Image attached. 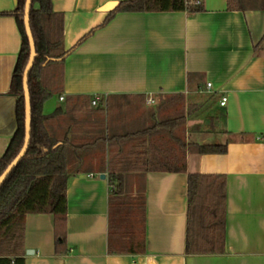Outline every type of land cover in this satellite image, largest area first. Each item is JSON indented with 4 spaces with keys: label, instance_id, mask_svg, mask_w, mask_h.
<instances>
[{
    "label": "crops",
    "instance_id": "crops-1",
    "mask_svg": "<svg viewBox=\"0 0 264 264\" xmlns=\"http://www.w3.org/2000/svg\"><path fill=\"white\" fill-rule=\"evenodd\" d=\"M121 1L51 0L63 17L62 49H73L61 64L58 93L41 112L49 135L66 148L70 251L55 253L52 215L29 214L24 264H264V3L246 11H228L226 0H202L196 13L119 12L76 45ZM111 3L117 5L105 11ZM16 4L0 0V158L17 128L14 67L22 40L11 14ZM149 97L157 103L148 105ZM183 99L190 101L177 117H184L185 130L141 135L176 118L172 112ZM220 110L225 118L215 120ZM212 117L216 129L208 131ZM143 140L172 149V166L184 170L125 174L126 194L144 196V249L110 254L106 168L116 153ZM195 145H225L226 153L199 155ZM190 173L225 177L221 254L185 252Z\"/></svg>",
    "mask_w": 264,
    "mask_h": 264
},
{
    "label": "trees",
    "instance_id": "trees-1",
    "mask_svg": "<svg viewBox=\"0 0 264 264\" xmlns=\"http://www.w3.org/2000/svg\"><path fill=\"white\" fill-rule=\"evenodd\" d=\"M196 0H125L119 2L104 22L83 36L82 43L97 29L105 26L115 13L189 12L203 11ZM228 11L262 9L264 0H226ZM34 3L37 8H34ZM25 0H17L11 13L21 34V50L14 67L16 97V132L0 158V175L21 150L24 142V97L22 76L29 59V44L25 33ZM29 25L35 44L36 59L28 75L31 107V131L28 150L20 163L0 187V264H24L25 217L29 214H50L53 217L55 253H69L66 242L67 199L69 174L64 144L57 145L48 133L42 115L43 103L60 89L61 64L73 49H62L63 17L52 10L51 0H32ZM47 62V63H46ZM45 64V65H44ZM59 69V82L55 73ZM192 113L187 105L186 114ZM223 120L220 110L215 120ZM184 117L156 122L142 132L148 135L157 129L172 132ZM216 123V122H215ZM193 129L199 130L200 126ZM216 129L213 117L206 128ZM138 135V134H135ZM112 138L108 139L110 141ZM121 139V138H120ZM191 146V145H190ZM181 147L185 146L181 144ZM199 155L224 154L225 145L192 146ZM169 150V149H168ZM141 141L124 153H116L106 168L108 195V252L110 254L140 253L144 249V196L130 197L125 192L124 176L131 172L183 171L173 167L170 149ZM177 166V165H176ZM186 254H221L225 246V177L215 174H187L186 191ZM128 238V247L125 245Z\"/></svg>",
    "mask_w": 264,
    "mask_h": 264
},
{
    "label": "water",
    "instance_id": "water-1",
    "mask_svg": "<svg viewBox=\"0 0 264 264\" xmlns=\"http://www.w3.org/2000/svg\"><path fill=\"white\" fill-rule=\"evenodd\" d=\"M31 3H32V0H25L24 18H23L25 33L28 39V44H29V59L25 66L23 76H22V88H23V97H24V142L17 156L13 159V161L7 166V168L0 175V187L5 182L8 175L12 172V170L15 167H17V165L20 163V161L26 154L28 150L29 141H30L31 107H30V96H29V88H28V75H29V72L37 56L36 51H35L34 40L31 34L30 25H29ZM116 5H117L116 3L109 4L107 7H105V11L112 10ZM100 178L104 179L105 175H101Z\"/></svg>",
    "mask_w": 264,
    "mask_h": 264
},
{
    "label": "rangeland",
    "instance_id": "rangeland-1",
    "mask_svg": "<svg viewBox=\"0 0 264 264\" xmlns=\"http://www.w3.org/2000/svg\"><path fill=\"white\" fill-rule=\"evenodd\" d=\"M34 8H37V4L36 3H34ZM58 73H59V69H57V72L55 73V78H56V82L58 83L59 82V75H58ZM53 97H55V95L53 94L52 95ZM166 100V98L164 99V100H162V98L158 101V103L159 102H164ZM190 101V100H189ZM188 100H186V101H184V99L183 100H178V102H177V104H176V106H175V110H174V112H172V113H174L173 114V116H175V117H177V116H180V115H182V114H184V111H183V109H184V105L183 104H186L187 102H189ZM168 117V116H167ZM179 128H180V132H179V134L181 133V130L182 129H184L185 130V128L183 127L184 126V124H183V121H181L180 123H179ZM71 168V167H70ZM75 168V167H74ZM73 171H75L76 169H73V168H71ZM70 169V170H71ZM80 169H82V168H80Z\"/></svg>",
    "mask_w": 264,
    "mask_h": 264
},
{
    "label": "built area",
    "instance_id": "built-area-1",
    "mask_svg": "<svg viewBox=\"0 0 264 264\" xmlns=\"http://www.w3.org/2000/svg\"><path fill=\"white\" fill-rule=\"evenodd\" d=\"M195 4L196 5L201 4V0H196L195 1ZM205 90L208 91V92H210L212 90V85L210 83H206ZM164 99H165V97H162V100H164ZM226 100H227L226 97H222L221 98V100H220V106L221 107L225 106ZM146 103L148 105H154V104L157 103V100L153 99L152 97H149V98H147ZM92 105H95V101H92Z\"/></svg>",
    "mask_w": 264,
    "mask_h": 264
}]
</instances>
